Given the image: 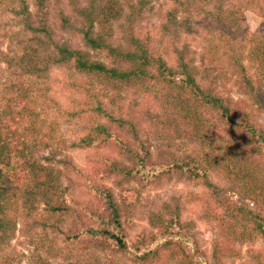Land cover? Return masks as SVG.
I'll list each match as a JSON object with an SVG mask.
<instances>
[{
    "label": "rangeland",
    "instance_id": "rangeland-1",
    "mask_svg": "<svg viewBox=\"0 0 264 264\" xmlns=\"http://www.w3.org/2000/svg\"><path fill=\"white\" fill-rule=\"evenodd\" d=\"M220 2L207 0L205 13L200 15L180 13L182 34L176 45L186 50L198 70L196 79L203 87L212 85L215 95L238 105L247 103L246 112L256 128L264 131V56L261 51H255L256 43L264 40V0ZM13 3L15 8L16 3ZM28 3L35 11L34 0ZM47 3L54 41L85 50L94 60L114 64L106 51L87 46L80 31L62 26L61 11L76 20L70 0H47ZM174 3V0H150L136 28L139 36L152 38V44L173 67L177 65L176 52L170 49L173 45L166 40L162 27ZM219 5L227 12L233 9L238 18L229 38L223 35L216 20L207 15L215 12ZM12 9V4L0 1V117L5 113L2 118L9 135L15 133L10 138L13 144L19 140L21 148L22 141L29 142L25 147L28 160L43 168L46 182L54 179L58 185L57 203L64 201L69 210L52 212L43 197L31 193L14 198L8 207L11 222L7 220L5 224L8 232L0 238V264H140L143 249L154 247L148 243L150 238H143L157 231L150 223L151 215L164 216L167 204L178 205L182 222L190 224L185 230L195 241L201 264H215L217 248L221 249L223 264H264V239L252 242L241 238L239 233L226 231L224 223L231 213H237V209L232 204L231 209L226 210L201 181L186 175L181 177L176 169L173 177L160 172V175L140 181L117 170L118 162L111 164L119 161L133 166L119 141L140 154L148 150L159 169L170 162L163 156L165 152L183 158L181 160L192 166L200 161L203 165V160L209 158V144L205 140L196 141L185 133L184 125L165 126L156 117L169 119L173 114L163 98L155 94L154 88L149 85L116 88L98 83L73 65H52L40 78L27 74L19 60L9 61L26 45L21 40L29 37ZM125 19L110 23V30L105 31L115 45H127L126 29L129 27ZM99 28L97 26V31ZM234 51L242 58L246 74L254 81L255 95L250 86L244 85L242 72L232 61ZM28 94L32 97H27ZM99 105H103L104 113L97 111ZM112 118L131 120L135 132L129 125L120 127ZM98 125L106 126L112 137L98 136L96 146L74 145L89 132L96 137ZM230 136L232 138V134ZM236 136L234 133L233 137ZM246 138L247 134L243 139L238 137L239 142ZM17 159L14 160L16 171L19 170ZM18 160L24 163L20 183L32 192L34 180L26 177L31 168L24 159ZM254 168L264 171V160L255 167L250 166L251 171ZM210 172L215 184L232 187V182L222 173L216 169ZM98 186L109 188L120 205L125 252L112 244L106 248L97 246L89 237L88 228L98 226L100 217L107 214ZM231 193H234L233 200H239L238 205L264 214L258 206L261 200L248 197L241 187H234ZM165 253L153 264H181L179 259L170 263Z\"/></svg>",
    "mask_w": 264,
    "mask_h": 264
},
{
    "label": "trees",
    "instance_id": "trees-1",
    "mask_svg": "<svg viewBox=\"0 0 264 264\" xmlns=\"http://www.w3.org/2000/svg\"><path fill=\"white\" fill-rule=\"evenodd\" d=\"M0 1L12 4V11L19 19L23 32L29 35L28 38L21 40L26 45L22 50L20 49V53L13 55L12 59L9 58V61L19 60V64L27 74L40 78L49 72L52 65H73L75 69L88 74L94 81L104 82L116 88L124 85L140 88L149 85L154 88L155 94L168 104L167 107L173 114L169 119L156 116L161 119V123L165 126H171L173 123L177 126L184 125V131L190 137L196 141L205 140L209 144V158L203 160V165L200 161L192 166L190 162L181 160L183 158L174 157L173 154L165 152L163 156H167L166 159L170 162L165 167L160 164L159 169L158 162L152 161V154L148 150L140 154L130 145L119 141L122 151L127 153L133 166L113 161L111 164L119 163L116 166L117 170L129 177L145 181L147 178L160 175V172L173 177L172 173L176 169L181 177L186 175L189 179L201 181L226 210L231 209L234 204L237 213H231L228 221L224 223L226 231L239 233L241 238L252 242L256 239H264L263 212L238 205L239 200H233L234 193H231L234 187H241L248 197L256 201L261 200L258 206L264 210V171H257L255 168L250 170V166L255 167L264 160V131L256 128L252 117L246 112L247 103L238 105L230 99L215 95L212 85L203 87L196 79L198 70L192 65L186 50L179 49L176 45L182 34L180 13H198L196 15L205 13L207 0H174V7L167 12V21L162 27V32L167 36L166 40L173 45L170 49L176 52L175 67L168 65L163 54L152 44L150 36L142 37L136 32L137 24L146 14L150 0H70L76 20L64 11L60 12L62 26L67 30L74 27L80 31L85 44L93 50L106 51L112 57L113 65L92 59L90 53L85 50L54 41L47 0H34L35 11L30 9L28 0ZM220 1L217 0L219 4H221ZM13 2L16 3L15 8ZM234 12L233 9L229 12L224 11L219 5L215 12L207 13V15H210L213 21L216 20L223 35L229 38L231 27L238 21ZM123 17L127 19L124 21L129 27L126 29L127 45H115L110 40L111 35L105 31L110 30V23L120 21ZM212 25L216 28L215 24ZM97 26L100 27L99 31ZM255 46V51H261L264 56V40L258 41ZM232 61L240 68L244 85L250 86V91L252 89L255 95L254 81L246 74L247 68L235 51ZM27 97L32 96L28 94ZM256 100L258 102V97ZM97 111L104 113L103 105H99ZM4 114L0 117V232H2L0 238L8 232L5 225L10 219L8 207L16 197L30 196L31 193L34 196L43 197L49 206L48 209L52 212L69 210L64 201L60 200V203H57L55 196L58 193V185L54 179L46 182L43 179L45 174L43 168L34 161L28 160L25 147L29 145V142L22 141L21 148L18 144L19 140L17 143H12L10 138L15 133L12 136L9 135V129L2 118ZM112 119H114L113 122L117 121L120 127L129 125L135 132L131 120ZM95 130L98 132L96 137L89 132L74 145L76 147L96 146L98 136L112 137L106 126L98 125ZM234 133L237 134L236 137H233ZM244 133L247 134V138L239 142L238 137L241 136L243 139ZM25 136L30 137L28 133ZM17 158L24 159L31 168L30 174L26 177L34 180L32 192H28L20 183L23 178L20 172L24 163ZM16 159L19 169L17 171L14 168ZM214 169L232 182L231 188L220 187L213 182L210 171ZM98 191L104 199L107 214L100 217L101 223L98 226L88 228L89 237L97 246L106 248L114 245L119 251L125 252L127 248L120 205L114 200L113 192L109 188L98 186ZM165 208L164 216L159 213L151 215L150 223L157 228V231L143 238L146 240L150 238L148 243L154 247L143 249L140 264H153L163 252H166L165 255L170 263L179 259L181 264H201L194 246L195 241L188 230H185L190 227V224L181 220V209L178 205L171 207L169 204ZM222 220L226 221L225 218ZM214 258L215 264H223L220 248L216 249Z\"/></svg>",
    "mask_w": 264,
    "mask_h": 264
}]
</instances>
